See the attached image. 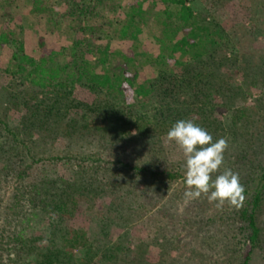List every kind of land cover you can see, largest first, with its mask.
<instances>
[{
    "label": "trees",
    "instance_id": "trees-1",
    "mask_svg": "<svg viewBox=\"0 0 264 264\" xmlns=\"http://www.w3.org/2000/svg\"><path fill=\"white\" fill-rule=\"evenodd\" d=\"M193 1L131 0L122 8V0H65L67 6L60 15L53 0H31L27 11L41 29L54 33L60 18L72 34L67 46L56 48L49 45L45 32L40 33L36 58L26 53L23 39L11 26L14 19H21L24 0H0V50H11L5 72L12 88L7 89L14 102L31 110L30 118L21 126H11L0 117V156L5 164L2 173L23 179L27 169L40 159L27 142L36 135L34 128L45 119L58 117L62 108L70 107L82 109L85 129L103 136L111 130L115 139L111 145L122 153L128 151L132 157L111 160L86 156L80 163L88 162L94 169L90 180L77 173L73 181L58 179L37 183L32 188H16L12 207L26 201L47 215L50 237L34 245L38 238H23L14 233L15 247L2 264H94L96 259L116 261L132 257L119 241L110 246L98 239L92 242L83 231L69 224L80 197L98 195L109 187L95 185L93 176L112 164L124 168L133 178L142 175L145 182L160 177L168 182L184 179L180 165L173 167L159 158L161 136L180 119L193 120L214 141L218 139L216 132L223 129L211 120L213 114L217 109L229 110L228 102L243 89L233 82L235 76L238 71L250 69V62L239 50L248 31L244 25L225 29L217 21L207 19L208 14L197 10ZM249 1L257 27H263L264 0ZM147 34L157 46L152 54L141 44V36ZM125 41L130 45L124 51L113 49V43ZM116 57H121V62L111 66ZM255 81L254 86H264L262 78ZM76 84L93 94L91 103L72 97ZM39 94L45 98L39 100ZM29 97L39 101L33 108ZM242 112L235 115L237 121L243 117ZM235 119L227 131L237 139ZM138 147L147 149L151 158L141 162L136 154ZM254 173L252 193L245 189V195L251 196L237 214L243 233L238 264H250L253 249L261 243L257 213L264 201V163ZM111 195L114 202L119 199L121 204L125 203L121 192ZM131 204L128 201L124 205L133 211ZM111 213L113 216L109 214L102 222L103 237L107 236L104 227L120 215L118 207ZM144 214L138 213L137 217Z\"/></svg>",
    "mask_w": 264,
    "mask_h": 264
},
{
    "label": "rangeland",
    "instance_id": "rangeland-1",
    "mask_svg": "<svg viewBox=\"0 0 264 264\" xmlns=\"http://www.w3.org/2000/svg\"><path fill=\"white\" fill-rule=\"evenodd\" d=\"M131 0H122V8H126ZM59 14L65 9V0H53ZM31 0H24L20 11L21 19H14L11 26L19 32L24 41L27 54L38 57L37 39L45 32L49 45L56 48L67 46L72 34L59 19V27L50 34L41 29L31 20L29 9ZM193 6L208 14L207 19H213L225 29L244 25L248 31L247 38L239 49L243 58L250 62V69L238 71L233 82L243 87L242 93L228 102L229 110L217 109L211 119L222 126L216 132L218 138L228 140V148L224 153L223 168H230L239 173L240 182L250 192L255 184L251 177L256 175L258 167L264 163V86L253 84L257 77L264 80V26L257 27L249 0H194ZM159 8L163 5L159 4ZM119 19L118 15H109ZM263 28V29H262ZM141 44L149 53L156 52L157 46L150 35L141 36ZM130 42H115L113 49L124 51ZM11 50L3 47L0 50V117L9 121L11 126H21L28 121L31 110L24 104L14 102L9 95L8 87L12 88L10 77L5 72ZM121 62V57L111 60V66ZM31 91V90H30ZM30 96V95H29ZM72 97L80 102L91 103L93 94L84 86L76 84ZM32 108L39 101L29 97ZM43 97L39 94L38 99ZM221 103V99L217 97ZM242 110L239 121L235 115ZM56 118L45 119L41 125L34 128L36 135L27 140L33 154L40 159L27 169L23 179L18 180L13 174L5 175L4 159L0 156V264L6 262L9 253L13 251L15 242L13 234L18 233L23 238H38L34 245L45 242L50 237L49 218L39 209L29 206L23 201L20 206H13V196L22 186L32 188L33 185L64 179L73 181L80 173L87 180L92 178L94 169L88 162L80 163L83 157L102 156L103 159L115 160L120 156L131 159L128 151L122 153L111 143H115L110 130L104 136L93 129H85L81 108H62ZM238 122V138L234 139L231 131H227L232 120ZM54 119L59 123L55 124ZM232 127V126H231ZM232 130V129H231ZM135 133V130H132ZM161 155L159 158L168 165L182 167L184 156L182 150L174 141L166 139V133L161 136ZM141 162L149 156L147 149L136 148ZM159 155V154H158ZM151 158V157H150ZM134 160V159H133ZM108 170H99L93 176L95 185L105 188V192L89 198L80 197L74 212L69 216L72 228L83 231L90 241L112 245L119 241L132 257L116 261L96 259L94 264H238L240 250L243 248V233L239 229L242 222L238 219V211L227 204L217 209L205 198L193 200L186 205L183 202L185 185L183 179L174 182L163 178L143 181V176L131 177L128 171L119 165L110 164ZM92 179V180H93ZM95 182V181H94ZM249 184V185H248ZM17 188V189H16ZM101 189V188H100ZM121 192L124 204H132L133 211L121 204L119 199L111 195ZM252 193V192H251ZM117 193H114L116 195ZM118 195V194H117ZM250 195H246V200ZM246 200L243 205L246 204ZM118 207L120 215L108 224L105 229L107 236H102V222L114 208ZM145 212L141 217L138 213ZM137 217V218H136ZM7 218V219H6ZM257 224L261 230V243L253 249L250 264H264V201L257 213ZM105 231V232H106ZM78 253V250H75ZM12 256V255H11ZM28 259L26 263H28Z\"/></svg>",
    "mask_w": 264,
    "mask_h": 264
},
{
    "label": "clouds",
    "instance_id": "clouds-1",
    "mask_svg": "<svg viewBox=\"0 0 264 264\" xmlns=\"http://www.w3.org/2000/svg\"><path fill=\"white\" fill-rule=\"evenodd\" d=\"M166 139L174 141L184 156L185 205L203 197L218 210L225 204L236 209L243 206L246 195L239 173L230 168L221 171L228 148L226 138L214 141L204 127L191 119H180L169 128Z\"/></svg>",
    "mask_w": 264,
    "mask_h": 264
}]
</instances>
